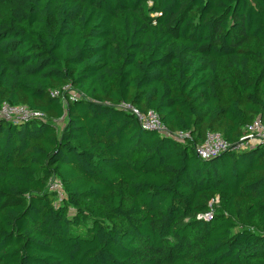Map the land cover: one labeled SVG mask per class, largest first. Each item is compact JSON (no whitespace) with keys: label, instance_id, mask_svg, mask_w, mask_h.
Returning a JSON list of instances; mask_svg holds the SVG:
<instances>
[{"label":"trees","instance_id":"trees-1","mask_svg":"<svg viewBox=\"0 0 264 264\" xmlns=\"http://www.w3.org/2000/svg\"><path fill=\"white\" fill-rule=\"evenodd\" d=\"M4 104L0 264H264V145L196 153L264 125V0H0Z\"/></svg>","mask_w":264,"mask_h":264},{"label":"built area","instance_id":"built-area-1","mask_svg":"<svg viewBox=\"0 0 264 264\" xmlns=\"http://www.w3.org/2000/svg\"><path fill=\"white\" fill-rule=\"evenodd\" d=\"M58 94V92L54 93L55 96H58ZM70 97L73 101L77 96L76 94L75 96L70 94ZM117 108L122 112L134 115L143 130L158 132L160 134H169L156 112L149 111L147 113H142L132 105L126 103L119 104ZM0 119H4L9 122L27 123L32 120H44V115L38 112L30 111L26 107L4 104L0 111ZM246 133V136L235 147H232L227 141H225L220 134L208 133L205 142L196 147V153L202 160L209 161L231 150L244 151L252 148L253 142L258 143V145H264V125L260 120H256L253 124L249 125L246 128ZM176 138L178 141L184 142L185 139L189 138V135L179 133L176 135ZM51 190L55 191L59 195L58 198L62 197L61 185L58 182L51 187ZM214 202L216 203L217 201L211 202V205ZM212 218V210L209 213L198 217L199 220L205 221H211Z\"/></svg>","mask_w":264,"mask_h":264},{"label":"rangeland","instance_id":"rangeland-1","mask_svg":"<svg viewBox=\"0 0 264 264\" xmlns=\"http://www.w3.org/2000/svg\"><path fill=\"white\" fill-rule=\"evenodd\" d=\"M73 96H75V94H72ZM252 146H255V142H253V145ZM56 183V180H51L50 181V187H52L54 184ZM59 197V195L57 196V198Z\"/></svg>","mask_w":264,"mask_h":264},{"label":"crops","instance_id":"crops-1","mask_svg":"<svg viewBox=\"0 0 264 264\" xmlns=\"http://www.w3.org/2000/svg\"><path fill=\"white\" fill-rule=\"evenodd\" d=\"M256 146H258V143L255 142V146H253V147H256Z\"/></svg>","mask_w":264,"mask_h":264}]
</instances>
